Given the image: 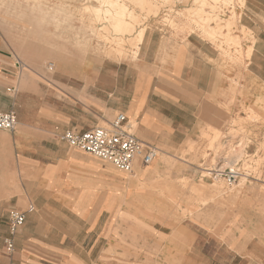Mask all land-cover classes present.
Instances as JSON below:
<instances>
[{"label":"rangeland","instance_id":"obj_1","mask_svg":"<svg viewBox=\"0 0 264 264\" xmlns=\"http://www.w3.org/2000/svg\"><path fill=\"white\" fill-rule=\"evenodd\" d=\"M185 49L190 57L177 55ZM0 55L8 57L0 58V110L13 99L16 129L23 119L30 135L39 122L51 136L64 130L52 123L107 128L118 113L110 108L127 106L140 81L170 88L174 102L192 111L189 122L174 113L167 147L135 132L158 153L132 173L65 144L104 171L106 203H115L105 216L132 233L130 264H177V244L195 233L202 257L223 262L225 245L256 242L246 238L264 232V0H0ZM225 88L230 96L220 93ZM232 171L238 175L227 184ZM2 182L16 188L15 176ZM0 201L35 210L20 191L0 192ZM108 253L129 263L126 254ZM0 264L15 259L1 251Z\"/></svg>","mask_w":264,"mask_h":264},{"label":"crops","instance_id":"obj_2","mask_svg":"<svg viewBox=\"0 0 264 264\" xmlns=\"http://www.w3.org/2000/svg\"><path fill=\"white\" fill-rule=\"evenodd\" d=\"M149 44L146 43L145 48L149 49ZM186 51L176 53L188 58L189 51ZM0 58L8 61L4 55H0ZM193 91L200 96L204 90ZM8 92L12 93L14 89L11 91L10 88ZM220 93L230 96L227 88ZM6 96L10 95L6 93ZM176 96L170 88L150 89L140 81L134 85L127 106L110 110L127 116L128 128L135 135L137 132L145 140L167 147L169 143L164 145L163 137H172L174 134V131L171 133L177 120L174 113L185 112L179 116L183 121L194 117L186 103L181 106L174 102ZM185 102L189 103L187 100ZM14 105L15 101L9 99L0 112L14 111ZM36 116L35 109L33 122L37 121ZM129 117L137 122L136 129L130 125ZM51 126L55 127V131L65 130V126L57 123ZM18 127L12 132H0V180L14 176L17 180L16 188H9L8 183H0V192L26 193L35 210H22L25 212V223L13 237L14 251L10 254L15 264H121L110 261L108 252L128 255L130 264L131 256H137L135 245L127 242L132 233L122 232L119 226L121 221L105 216L106 208L113 207L115 203L109 200L106 203L104 171L97 169L94 162L69 150L57 135H42L40 122L33 124L35 131L32 135L27 133L30 124L25 120H19ZM184 130L193 134L196 128L184 127ZM187 142L184 140L182 143ZM239 147H234V152ZM15 206L9 201H0V252L5 251L4 239L8 237V213L20 211ZM238 234L245 235L243 232ZM200 236V233H195L194 237L182 236L176 248L177 264H264V245L258 242L264 240V232L246 238L256 242L240 243L235 248L232 243L225 245L223 262H212L210 258L205 260L202 257L200 242L197 241ZM227 239L241 240L243 237L228 234ZM142 256L144 254H140ZM145 260L151 263L150 259Z\"/></svg>","mask_w":264,"mask_h":264},{"label":"built area","instance_id":"obj_3","mask_svg":"<svg viewBox=\"0 0 264 264\" xmlns=\"http://www.w3.org/2000/svg\"><path fill=\"white\" fill-rule=\"evenodd\" d=\"M16 124V113L13 110L0 112V130L12 132ZM57 137L68 146L108 163L123 173H132L138 165L147 166L157 156V150L128 128L123 114H117L107 128L94 127L84 131L65 129ZM237 175V172L232 171L225 177L226 183L231 184ZM24 223L25 212L12 210L8 213V237L4 239L6 253H13V237Z\"/></svg>","mask_w":264,"mask_h":264},{"label":"bare ground","instance_id":"obj_4","mask_svg":"<svg viewBox=\"0 0 264 264\" xmlns=\"http://www.w3.org/2000/svg\"><path fill=\"white\" fill-rule=\"evenodd\" d=\"M213 1H216V0H213ZM102 2H103V1H102ZM102 2H101V3H102ZM110 6H111L112 8L115 7V5H113V3H110ZM100 11H101V9H95L94 13H95V17H96V18H99V17H100ZM110 20H113V21H115V22L117 23V25H116L115 27H116L118 30H119V29L126 28L125 26H122V25H121V22H120L116 17H110V18H109V21H110ZM119 22H120V24H118ZM142 38H143V34L140 35L138 41L141 42V41H142V40H141ZM127 123H128V121H127ZM231 152H234V149H233V148L231 149ZM157 153H158V152H157ZM209 155H210V154H209ZM156 157H157V156H156ZM155 159H156V158H154V160H155ZM222 159H223V160H226V159H227V156H224ZM154 160H153V161H154ZM153 161H152V162H153ZM152 162H151V163H152ZM224 162H225V161H224ZM230 162H231V159H230ZM151 163H150V164H151ZM150 164H149V165H150ZM230 164H231V163H230ZM230 164H229V165H230ZM226 165H227V163H226ZM218 171H219V170H217L216 172H218ZM217 177H218V176H216L214 180H216ZM246 177H247V176H246ZM241 179H242V182H244V180H245V175L242 176Z\"/></svg>","mask_w":264,"mask_h":264}]
</instances>
